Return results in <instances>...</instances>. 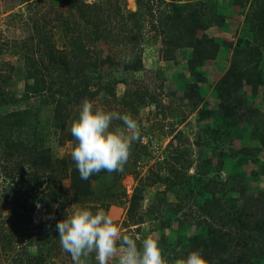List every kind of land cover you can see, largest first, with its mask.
<instances>
[{"label":"rangeland","instance_id":"rangeland-1","mask_svg":"<svg viewBox=\"0 0 264 264\" xmlns=\"http://www.w3.org/2000/svg\"><path fill=\"white\" fill-rule=\"evenodd\" d=\"M67 1L69 0H0V77H3L5 82L3 87L12 98L11 103L0 108V114L12 110L32 112L23 117V120L36 130L35 133L42 139L53 158L67 155L71 143L63 140L61 144L58 141L60 134L52 124V109L41 104L39 97H25L24 67L20 54L27 53L35 61L41 58L42 63L45 64L49 43L56 51L64 53L69 51L63 26L52 20L55 18V12L62 11L64 17L67 15L65 11ZM82 1L85 4L96 2V0ZM130 1L132 4L129 0H118L123 14L134 11L144 13L139 42L134 50L130 45L117 41L115 43L94 41L74 10L71 18L78 23V28L73 30L75 33L68 34V37H79L80 43L87 52L83 71L90 75L93 70L94 74L101 75L100 82L104 85L110 80H112L110 85L115 84L114 96L101 97L102 93H99L90 100L121 114L130 112L141 126L140 138L133 143L128 159V163L131 164L134 156H137L133 167H129L132 172L137 173L136 177L134 178L131 173L124 174L115 186V193L119 195L123 190L125 202L118 204L117 199L113 198L105 210L125 234L133 233L140 238L148 233L157 234L165 257L171 261L175 258L173 253L178 248L175 245L178 243L174 240L178 238L180 230H185L187 236L193 235L199 228L196 224L199 220L203 219L208 223L211 221L208 215L199 214L195 205L191 207L193 200L199 204L203 203L205 193L213 184L209 179L226 183L231 176H253L251 172L258 171L259 166L264 170V146L254 143L256 149L252 151L246 149L250 146L246 138L252 134L253 128L242 123L240 125L242 131L238 136L234 137L227 133L230 130V123L227 121L230 118L240 120L238 117L248 112L240 109L243 100L250 99L258 111L264 110V47H261L258 53L250 52L254 48L247 43L249 41L257 44L252 37L257 34L255 28L259 15L256 13L258 9H264V0H142V4L151 8L152 13L147 17L144 5L139 9L135 0ZM171 3L178 6L189 3L195 7L198 14L206 16L209 12V15H217L216 17L222 21L221 25L216 21L215 25H210L204 31L196 33L198 36L205 34L214 39L213 42L217 47L213 48L212 57L200 61V56L197 54V59L193 58L190 62L191 49L178 48L172 52V60L162 59V38L168 32L160 33L157 28L153 29L151 24L157 23V10ZM206 17L208 18V15ZM151 18L153 23L150 21ZM235 51L239 53H234ZM159 54L160 58H158ZM137 55L142 61L139 71L124 72L121 66H118L125 60L132 61ZM249 62V66L254 67L253 72L257 73L263 82L251 86L244 80L235 81L237 72L243 71V66ZM78 67L79 64L73 61L68 67L69 73ZM49 72V74L44 73L43 77L47 78L48 75L57 77L56 72L51 73V69ZM61 78L60 75L57 77L58 80ZM121 79L127 84L121 82ZM136 88H145L155 101L152 105L142 108L136 106L137 113L132 112L124 104L132 99L135 101L134 104L138 103V99L131 95ZM185 92L193 101L192 104L183 98ZM46 97L47 93L44 99ZM80 104L69 107L71 111L64 125L68 134H71V123L78 116ZM162 110L164 117L159 114ZM114 124L122 125V121H114ZM177 133L181 134L180 138L176 137ZM141 137L148 138L145 148L142 146ZM141 146L144 149H141ZM173 149L180 151L184 149L186 152L181 165L189 167L186 170L176 169V173H173L176 181L183 180L184 183L180 185L173 179L175 186L169 189L157 184L147 186L138 212L142 213L152 206L155 209L153 216L145 218L138 230L136 226L124 228L122 223L128 200L137 181L149 176L147 180L149 182L153 178V173L165 177L168 174L167 165L173 164ZM245 149L246 152L255 154L256 164L244 159ZM7 165V170H4V165L0 164V264H20L16 259L23 248L27 255L45 256L44 260L47 264H73L71 256L62 248L61 253L55 254L50 244L44 242L51 228L58 220H62L75 204L70 200L68 187L63 185L62 194L69 205H65L62 210L57 208L56 211L55 205H46L38 201L42 185H36V182L28 179V174L32 172L28 164L18 165L9 162ZM19 167L22 173L17 170ZM107 176L112 178L111 175ZM172 177L171 174L170 180ZM258 178L257 181L250 182L249 188L253 185L264 190V175L260 174ZM224 188L225 194L218 188L215 190L216 196H221L225 203L227 200L228 204H226L229 207L234 206L233 204L239 207L240 203L236 202L238 195L230 189L233 187L227 185ZM162 195L165 203L157 205ZM175 202H184L185 205L172 216L169 209L173 207L169 205ZM22 212L28 213L30 220L28 233L33 235L32 244H27L19 237H14L10 242L6 239L1 241L2 235L9 230V223L13 217L22 223L21 216L17 217L23 214ZM36 236L41 240L40 245L34 242ZM260 261L264 264V255ZM260 261L254 260L248 264H262ZM90 264H97L94 254Z\"/></svg>","mask_w":264,"mask_h":264},{"label":"trees","instance_id":"trees-1","mask_svg":"<svg viewBox=\"0 0 264 264\" xmlns=\"http://www.w3.org/2000/svg\"><path fill=\"white\" fill-rule=\"evenodd\" d=\"M112 1L114 2L112 3ZM135 1L139 9L143 8L144 4H142V0ZM65 6L67 15L64 17L62 11L55 12V18L52 20L63 26L69 51L65 53L56 51L53 49L51 43H49L46 51L47 63L45 64L42 63L41 58L35 61L27 53L20 54V56L23 59L24 67L25 83L23 92L25 97H39V99H41V104H45L52 109V124L55 129L59 130L60 134L58 141L61 144L63 140L70 142V151L65 156L53 158L49 149L44 146L42 139L35 133L36 130L33 127H29L23 120V117L32 112L12 110L0 114V164L1 166L4 165V170H7V164H9V162H15L18 165L24 163L28 164L32 170V172L28 174V179L36 182V185H42V192L39 194L40 198L38 201L46 205H55L56 211L57 208L58 210H62L65 205H69L63 198V185L68 187L72 203L87 206L95 211L100 207L104 209L108 208L109 202L113 198L117 199L118 204H123L125 202L124 191L121 190L120 194L117 195L115 193V186L118 185L119 180L125 173H131L134 178L136 177L137 173L132 172L130 168L135 164L137 156H134L135 158H133L131 164L127 161L122 172L107 173L102 171L99 174H94L88 180H82L80 178L75 163L71 159L70 152L72 144L74 143V138L71 134L66 132L64 127L68 114L71 111L69 107L80 104L85 97L92 99L99 93H102L101 97H112L114 96L115 85L114 83L110 85L112 80L106 85L102 84L100 82L101 75L98 76V74H94L93 70L90 75L83 71V62L87 59V52L80 43L79 37H68V34L75 33L73 30L78 28V23L71 18L73 17L72 10L78 14V17L85 28L88 29L94 41L103 43H109V41L115 43V41H117V43L130 45L132 50L135 49L139 42L144 13L134 11L126 13L125 15L122 13L123 9L119 5L118 0H96V2L91 4H85L82 0H69L66 2ZM194 8L195 7L189 3L182 6L171 3L157 10V23L151 24V26L153 29L157 28L160 33L163 31L165 33L168 32L164 34L162 38L163 60H172L173 56L171 54L178 48L191 49L190 62H192L193 58L197 59V54L200 56V61L207 60L210 56H213L211 52H213V48L217 47L215 42H213L214 39L207 37L205 34L198 36L196 33L197 31H204L210 27V25H215L216 21L221 25L222 21L216 17L217 15H209V12L207 14L208 18L206 17L207 15L202 16L198 14ZM145 10L146 17L152 13L149 6L144 5V11ZM256 14L259 15L257 19L258 24L255 28L257 34L254 35L252 39L257 44H252L249 41L247 43L254 48V50L250 52L258 53L259 49L264 47V9H258ZM150 21H152V18ZM20 50L21 49H19V51ZM236 52L237 51L234 53ZM237 53H239V51ZM248 54L250 55V53H247V55ZM160 57L159 54L158 58ZM73 61H76V64H79L80 67L71 70V73H69L68 67ZM249 64L250 62L243 66V71L237 72L235 81L244 80L251 86L263 82L260 76L253 72L254 67H250ZM118 66H121L124 72H136L141 69L142 61L137 55L132 61L125 60ZM58 68L62 72H60ZM49 69L52 70L51 73L56 72L57 77L60 75V78L63 77V79L61 78L58 80L57 77H49V75L47 78L43 77L44 73H50ZM2 78L3 77H0V108H4L12 102V98L9 97L8 92H6L3 87L5 82ZM28 81H30V83H28ZM121 82L127 84L123 79H121ZM235 88L237 90V83ZM46 93L47 97L44 99ZM131 95L134 96L135 99H138V103L134 104L135 101L132 99L131 101L129 100V102L125 100L126 102H124V104L127 108L131 109L132 112L137 113L138 110L136 106L142 108L155 103L145 88H136ZM127 96L130 95L127 94ZM183 98L189 101V104L193 103L190 97H188V95L186 96V92ZM240 104L242 105L240 109L248 112L239 116L238 119L240 120L230 118V120L227 121L230 123V130L227 131V133L228 135L236 137L242 131L240 129L242 123L246 126H251L253 132L246 138L250 146L246 149L247 151H252L256 149L254 143L259 144V146H264V110L261 112L258 111L253 106V102L250 101V99H245L243 103ZM159 114H162L164 117V110L159 112ZM176 137L180 138L181 134L177 133ZM140 148L144 149L145 146L144 148L142 146ZM246 149L243 156L244 159H249L253 164H256L255 154L246 152ZM172 152L173 164L167 165L168 169L166 173L168 174H166L165 177H162L158 173H153L151 181L147 182L149 176L137 181L128 200L125 219L122 223L124 228L136 226V230H138L145 218H151L153 216L155 209H153L152 206H149L142 213L138 212L139 206L144 200V190L147 186L157 184L158 186L164 185L166 189L174 187L175 182H173V179L176 181V178L173 173H176L175 170H186L189 167L181 165L186 155L184 149H182V151L173 149ZM240 159L241 158H239V160ZM17 170L20 171V173L23 172L20 167ZM251 173L253 176H231L226 183L215 182V180L209 179L213 184L210 186V190H207L205 193L203 203L199 204L193 200L191 202V207L195 205L197 207L196 211L199 214L208 215L211 221L208 223L206 220H199V222L196 223L199 230L197 229L195 231L196 233L193 235L187 236V234L185 235V230H180L178 238L174 240L178 243L175 244L178 247L176 248L180 250H175L173 253L175 254V258L186 256L189 251L194 249H203V256L208 261V264H248L251 261H260L262 259L264 255V190L253 185L251 188H249V186L250 182L259 179L258 176L260 174L264 175V170L262 166H259L258 171L253 170ZM171 174L173 175L172 180L169 178ZM107 175H111L112 178ZM39 180L41 182H39ZM176 182L180 185L184 183L183 180H177ZM227 185L233 187L230 188L231 191L238 195L236 202L240 203L239 207H237V204H233L234 206L229 207L227 205V200L226 204L221 196H216L215 190L219 188V191L225 194L224 187ZM105 195L109 197H103ZM122 197L123 200H121ZM160 203H165L163 195L159 197L157 205ZM184 205V202L170 203L169 207H173L169 209L170 214L174 216L177 211L182 210ZM24 211L27 212V210ZM20 216L22 218V223H19L16 217H13L9 223L10 228L2 235L1 241L6 239L10 242L14 237H19L24 242H27V244H32L33 235L28 233V224L30 223L28 213L17 215L19 218ZM15 227L17 228L15 229ZM39 227L40 226H38V228ZM35 238V244L40 245V238L38 236ZM44 242L50 244V248H53L52 250L55 251V254L61 253L56 225L51 228ZM27 254L25 248L21 249V253L19 255L16 254V260H18L20 264H47L44 260L45 256L36 254L34 257V255L31 256ZM68 255L70 256V254ZM260 262L262 263V261Z\"/></svg>","mask_w":264,"mask_h":264},{"label":"clouds","instance_id":"clouds-1","mask_svg":"<svg viewBox=\"0 0 264 264\" xmlns=\"http://www.w3.org/2000/svg\"><path fill=\"white\" fill-rule=\"evenodd\" d=\"M114 121H122V125ZM70 133L74 138L71 159L80 178L88 180L102 171H123L133 143L140 138L141 126L130 112L108 110L85 97ZM56 230L60 246L70 254L73 264H90L93 254L97 264H208L203 249L191 250L170 261L157 234L148 233L142 238L125 234L103 208L93 211L73 204L70 212L57 221Z\"/></svg>","mask_w":264,"mask_h":264},{"label":"built area","instance_id":"built-area-1","mask_svg":"<svg viewBox=\"0 0 264 264\" xmlns=\"http://www.w3.org/2000/svg\"><path fill=\"white\" fill-rule=\"evenodd\" d=\"M147 139H148V138H147ZM147 139H146V138L144 139V137H141V143H142V144H146V143H147Z\"/></svg>","mask_w":264,"mask_h":264},{"label":"bare ground","instance_id":"bare-ground-1","mask_svg":"<svg viewBox=\"0 0 264 264\" xmlns=\"http://www.w3.org/2000/svg\"><path fill=\"white\" fill-rule=\"evenodd\" d=\"M129 2L131 3V1L129 0ZM132 4V3H131Z\"/></svg>","mask_w":264,"mask_h":264}]
</instances>
